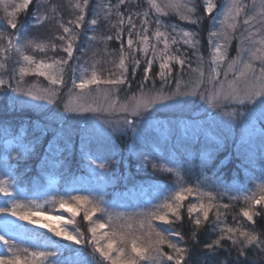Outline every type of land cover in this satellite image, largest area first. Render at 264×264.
Wrapping results in <instances>:
<instances>
[{
    "label": "trees",
    "instance_id": "obj_1",
    "mask_svg": "<svg viewBox=\"0 0 264 264\" xmlns=\"http://www.w3.org/2000/svg\"><path fill=\"white\" fill-rule=\"evenodd\" d=\"M142 1L138 0L136 4L134 0H128L125 5L113 10L111 16L105 19L104 11L97 7L104 2L90 0V8L99 12L100 23L96 27L95 34L98 37L113 35L116 31L113 25L117 19V10L125 14L129 10L133 13L134 10L141 12L144 8ZM71 2L73 0H34L27 13H21L18 17L20 30L24 34L23 39L47 41L57 32L55 20L48 21L42 26L34 25L32 16L37 11V5L42 13L52 5H57L58 15L66 22L74 18L73 10L69 7ZM194 3L198 7V12L194 15L200 17V22L197 24L182 22L172 14L163 17L165 21H176L180 27L183 26L195 33L199 41L196 49L183 46L181 42L175 45L181 51L179 54L183 53L182 56L190 62L192 69L198 65V55L204 58L207 56L212 25V19L204 12L203 0H194ZM48 14L52 15L51 12ZM92 18V12L89 11L84 26L79 30L81 38L76 42L77 50L74 58L69 62L64 73V87L59 91V98L45 111L37 113L33 110L18 109L10 105L9 93L0 98V179H6L15 198L23 202L44 203L50 201L52 197L59 199L75 195H93L101 199L103 206L113 214L126 215L151 210L154 205L174 191L180 182L194 187L199 185L204 191L217 193L220 203L231 205L222 216V221L232 227H236L239 223L243 228L256 232L264 240V213L254 217V224L248 222L246 218L238 215L240 208L246 206L243 200L230 199L233 196H242L245 191L256 190V186L264 181V136L256 137L251 142L246 140L242 144L239 142V139L243 138L241 134L239 136L217 134L214 135L217 139L212 142L207 137L216 132H204L206 129H203L196 137H184L179 140L182 138L180 135H167L153 128H146L118 133L114 135L108 147L104 143L95 142L92 138L82 137L81 131L86 122L82 116L86 114H70L65 110L66 95L73 86L71 69H77L75 76L78 79L82 68H88L89 72L85 75H90L92 65L95 63L96 71L102 79L115 78L111 73H118L115 64H118V49L121 43L120 40L107 42L97 40L89 45L88 37L94 34L89 30L88 24ZM152 18L153 15L148 17L153 27ZM3 20L4 14L0 9V21ZM140 20L141 17L134 16L136 23ZM126 29L127 25L123 35L125 41ZM0 30L5 31L6 35L14 34L13 30L7 28L6 23ZM3 43L5 41H0V44ZM25 54L35 56L37 60L43 57L49 61L53 57L66 56L59 49L40 52L26 48ZM137 59H140L141 67L136 69L135 74H129L125 84L113 86L116 96L121 100H127L133 93L140 91L145 60L143 53H137ZM0 63L4 64V67L0 68V76H7V82L12 86L13 69H17L18 64L22 63L19 54L13 50L7 58L0 56ZM131 67L129 64L130 73ZM158 72L159 65L156 63L152 69V80L145 82L144 91L155 93L161 88L163 91H172L177 79H186L192 74L188 64H185L183 72L175 65L170 82L164 84L157 75ZM96 86L89 85L91 89ZM8 88L10 89L8 86L3 87L6 91L9 90ZM196 100L199 101L194 103V108L197 107L196 109L202 111L207 104L205 102L201 104V99ZM251 106L248 102L244 104L231 102L225 104L222 109L208 111L206 114L207 116L219 114L221 117L224 113H235V116L242 118ZM258 122L263 123L261 120ZM261 128L264 129L263 124ZM95 146L101 147L96 149ZM101 163L104 164L103 168L99 167ZM161 165L164 167H160ZM166 168H172L173 171L168 172ZM10 206L11 198L0 193V207ZM54 207L55 210L51 214L70 215L51 202L44 203L46 211ZM184 215L183 223L164 226L181 232L184 237V240L178 241L181 246H185L194 230L186 212ZM233 216H236V220H233ZM76 220L75 226L80 227L81 231H86L87 222L82 220V215ZM214 221V215L210 214V222L198 232L197 240L187 244L191 249L189 264H205L206 257L207 264H217V261L223 264H232V262L264 264V248L248 245L246 255L238 256L239 246L233 245L231 241H223V247L217 250L219 254L213 258V253L208 252L204 245L211 243L220 235L219 226ZM156 223L160 226V222ZM0 235H5L8 239L15 238L23 247L56 252V256L49 258L51 264H55L57 260L61 264H81L83 259H91L90 245H75L74 242L54 237L46 229L19 220L10 213H0ZM49 237L61 245L59 250L50 246L44 247L49 243ZM165 251L170 249L165 247ZM5 252L4 244L0 242V254Z\"/></svg>",
    "mask_w": 264,
    "mask_h": 264
},
{
    "label": "snow or ice",
    "instance_id": "obj_2",
    "mask_svg": "<svg viewBox=\"0 0 264 264\" xmlns=\"http://www.w3.org/2000/svg\"><path fill=\"white\" fill-rule=\"evenodd\" d=\"M127 2L128 0H118L116 5L101 4L97 7L104 11V17L108 19L112 14L113 7L119 9ZM147 2L149 10L143 13H133L129 10L125 14L117 10V19L113 25L116 31L113 35L102 37L95 34L96 27L100 23L99 12L90 8V0H73L69 7L73 10L74 18L66 22L63 17L58 15L57 5H52L43 13L37 5V11L32 16L34 25L42 26L48 21L55 20L57 29L51 39L37 42L31 39H23L24 34L20 30L18 20L21 13H27L34 0H0V9L4 14V20L0 21V28H3L6 23L7 28L14 32V34L6 35L5 31L0 30V41H5V43L0 44V56L7 58L14 50L19 54L22 61L18 64L17 69H13V72L18 71L19 74L18 86L14 91L22 92L34 100H48L56 97L57 89L52 86L64 84V73L69 62L74 58V53L77 50L76 42L81 38L79 30L84 26L86 15L91 11L93 18L88 21V24L90 25L89 30L93 31L94 34L88 37L89 45L97 40L121 41L118 49V64H115L118 73H111V76L115 78L102 79L96 71L95 63H93L90 75H85L89 72L88 68L81 69L77 83L75 76L77 69L73 68L71 69L73 88L80 89L82 94L88 90L89 85L105 83L118 86L125 84L129 74H135L136 69L141 67L137 53H143L145 57L143 79L139 94L133 93L123 103L119 100H112L107 107L76 104L71 107L66 106L67 111H108L139 115L142 110L151 108L157 102L171 101L173 97L166 95L163 88L156 91L155 94L143 90L145 82L152 80L153 66L159 61L160 70L157 75L164 84H168L172 78L174 63L180 66L181 72H183L185 64H188L190 71L196 74L195 81L186 82L182 79L175 81L177 85L175 96L198 95L210 106H218L221 102L230 101H236L240 104L248 102L252 106L248 110L247 118L255 117L264 121V0H259V5H257L256 0H253V8L256 9L254 13L245 12L247 5L243 0H229L226 5L221 6L222 18L218 21L220 27L209 33L211 66L207 72V80L202 55L197 56V68L192 69L186 58L171 53V46L180 41H183L184 45H190L192 49H196L199 41L195 39L194 34L179 27L171 28V33L176 35L160 30L162 22L159 16H167L169 12L175 13L181 20L189 21L191 24L199 23V15H194L198 12L197 5L191 3L190 0H163V2L147 0ZM202 6L204 12L211 19L217 20L213 13L218 8V4L214 0H203ZM153 10L158 14L154 22V29L148 19ZM49 12L52 13L51 16L48 14ZM134 16L142 17L139 28L134 21ZM125 25H127L126 41L123 39ZM241 26L244 30L240 34L239 54L228 61V67L224 71L225 80L220 81L219 67L227 59L226 46ZM22 39L23 43L20 42ZM160 44H163L162 48L159 47ZM26 48L40 52L59 49L66 56L50 58V62L43 58L37 60L35 56L25 54ZM149 52H151L150 56ZM245 54H247V59L244 58ZM129 64L132 66L131 73ZM3 67L4 64L0 63V68ZM30 72L45 77L50 86L47 88L33 86L28 89L19 87L24 76ZM230 72L233 73V78L228 80L227 77ZM205 81L211 85V88L205 87L201 91ZM6 83L0 76V88H3ZM7 86L11 87V84L8 83ZM182 87L188 90L181 91ZM22 102L27 103V101ZM234 114L229 113V115ZM124 123L131 125L134 121L125 118ZM99 167L103 168L104 164L101 163ZM160 167L164 166L161 165ZM165 170L173 171L172 168ZM177 176H179V172H177ZM0 193L11 198V206L0 207V213H10L11 216L17 217L19 220L46 229L54 237L74 242L75 245H90L91 259L85 258L81 264H189L191 249L187 244L197 240L198 232L210 222V214L214 215V223L219 226L220 232L215 240L204 245L208 252L213 253V258L219 254L217 250L223 247V241H231L233 245H238V256L246 255V246L248 245L264 248V240L256 232L243 228L239 223L236 227H232L222 221V216L230 209L231 205L220 203L217 193L204 191L199 185L194 187L180 182L174 191L165 196L160 203L154 205L151 210L132 215L113 214L103 206L101 199L93 195H75L68 198L60 197L59 199L52 197L50 201H44V203L51 202L59 209H63L65 213L70 214L67 216L63 214L53 215L51 213L55 207L46 211L44 203L23 202L16 199L6 179H0ZM230 199L233 201L243 200L246 206L240 208L238 215L254 224V217L264 213V181L256 186V190L245 191L242 196H233ZM185 212L194 230L185 246H181L178 242L184 240L181 232L172 227L164 226L183 223ZM81 215L82 220L87 222L86 231H81L80 227L75 226L76 218ZM233 220H236V216H233ZM156 222H160V226H157ZM69 226L74 227L70 228ZM48 241L49 243L45 244V248L50 246L59 250L61 247L59 243L52 240V237H49ZM0 242H3L6 249L4 254H0V264H51L49 258L56 256V252L53 251L23 247L17 243L15 238L8 239L5 235H0ZM165 247L170 251H165ZM55 264H61V262L57 260ZM205 264H207V257ZM217 264H223V262L217 261Z\"/></svg>",
    "mask_w": 264,
    "mask_h": 264
},
{
    "label": "rangeland",
    "instance_id": "obj_3",
    "mask_svg": "<svg viewBox=\"0 0 264 264\" xmlns=\"http://www.w3.org/2000/svg\"><path fill=\"white\" fill-rule=\"evenodd\" d=\"M104 2V4H112L116 5L118 4V0H99ZM136 4H138V0H134ZM144 2V4H143ZM159 2H163V0H159ZM191 3H194V0H190ZM218 4V8L214 10L213 15L217 17V20L212 19V25H211V31H215L219 29V19H221V11L223 5H226L229 0H214ZM243 2L247 5V8L245 9V12L248 13H254L256 9L253 8V0H243ZM257 5H259V0H256ZM142 4L144 5V8L141 9V13H143L146 10H149L148 2L147 0H143ZM117 8L113 7V10H116ZM137 10H134V13ZM174 15L176 19H179L182 22H189V21H183L173 12H169L167 15L168 17ZM150 15H153V20L157 19L158 14H156L153 11L150 12ZM149 15V16H150ZM167 16H159V19L162 22L161 31H167L171 33L172 27H179L182 28L185 31L192 32L194 34L195 39L198 41V39L195 36V33L183 26L180 27V25L176 21L168 22L164 20L163 17ZM243 18V14H242ZM142 19V17H141ZM151 19V20H152ZM153 22L155 28V23ZM190 23V22H189ZM137 27H140V23H137ZM243 26L237 29L236 33L234 34L231 42L227 44L226 46V55L227 59L226 61L222 62L219 67V80L224 81V71L228 67V61H231L234 57H237L240 50V34L243 31ZM171 35H176L175 33H171ZM183 46H188L191 48L190 45H184L183 41H180ZM234 42V43H233ZM232 43L234 44L232 47ZM176 45V44H175ZM175 45L171 46V53H175L176 55L182 56L178 46L175 47ZM159 47H163V44H160ZM178 48V49H177ZM231 48H234L231 50ZM175 50V51H174ZM180 51V52H179ZM232 51V52H230ZM211 54V46L209 44V48L207 50V56L204 58L203 67L206 74V80H207V72L211 66V61L209 59V56ZM28 55V54H27ZM144 55V54H143ZM149 55H151V52H149ZM20 57V56H19ZM183 57V56H182ZM41 57L40 59H42ZM184 58V57H183ZM244 58L247 59V54L244 55ZM38 59V60H40ZM44 59V58H43ZM50 62V61H49ZM159 65V61L156 62ZM155 63V64H156ZM198 64V61H197ZM180 66L178 64H173L174 66ZM198 66V65H197ZM195 66V68H197ZM193 68V69H195ZM160 70V69H159ZM13 84L10 87L8 91L6 89L0 88V98L4 97L6 94L9 93L10 98L9 102L10 105L18 108V109H28L33 110L37 113H41L47 109L51 104L54 103L56 99L59 97V91L64 87V84L52 86L57 89V94L54 99H48V100H34L31 97L25 96L22 92H16L14 89L18 86L17 80L19 79L18 72H13L12 74ZM233 78V73H229L227 79L231 80ZM3 79L7 82L8 77H3ZM186 82H192L196 80V74L192 73L190 76H188L186 79H182ZM79 82V78L77 79V83ZM9 82L6 83L5 87L7 86ZM39 87V88H47L49 87V81L45 77L37 76L34 73H28L24 76L23 80L20 82L19 87L28 89L29 87ZM71 86V85H70ZM211 88V85L207 84L205 81V84L201 87V91L203 89ZM177 85L173 87L172 91H163L166 95L172 96L173 99L171 101H160L157 102L155 105H153L151 108L147 110H142L139 115H132L129 113H122V112H94V111H67L66 106H75L76 104H83V105H91L94 107H107L108 103H110L112 100H119L121 103L125 102L126 100H121L116 96L115 89H113V86H104V85H97L94 88H88V90H85L81 94V90L78 88H73V86L68 90L66 99H65V110L69 112L70 114H86V116H82L83 119L86 121L85 126L82 129V137L85 139L92 138L95 142L104 143L106 147L110 144V142L114 139V135L118 133H124L129 130L137 131L140 129H148L153 128L160 133L163 132V134L167 135H180L179 140L184 139V137H192L197 136L203 129H206L204 132H216L213 135H209L207 139L209 141H214L217 138L215 137L217 134L219 135H236L239 136L241 134V137L243 138L239 139V142L242 144L245 143L246 140H249L250 142L252 139H255L259 136H264V129L261 128V125H264L263 123L260 124L258 121L259 119L251 117H248V113L244 114L242 118L235 116V115H229L223 114L220 115H212L207 116L208 111H217V109H222L225 104L236 102V101H230V102H221L218 106H210L208 105L204 100H202L198 95H181V96H175L174 93L176 91ZM187 88L182 87L181 91H187ZM146 92V91H145ZM148 92V91H147ZM139 94V93H137ZM155 94V93H152ZM19 98V99H17ZM201 99L202 103H206L202 111H199L194 108V103L198 102ZM22 101H27V103H23ZM239 103V102H236ZM200 108V106H199ZM159 115V116H158ZM125 118L128 120H133L134 123L131 125H126L124 123ZM232 132V133H231ZM215 135V136H214ZM216 138V139H215ZM221 140V139H219ZM101 146H95L94 148H100ZM264 147V146H263ZM264 164V162H263Z\"/></svg>",
    "mask_w": 264,
    "mask_h": 264
}]
</instances>
